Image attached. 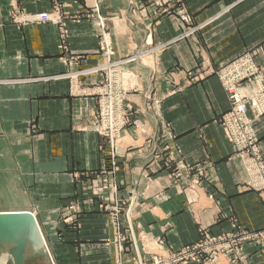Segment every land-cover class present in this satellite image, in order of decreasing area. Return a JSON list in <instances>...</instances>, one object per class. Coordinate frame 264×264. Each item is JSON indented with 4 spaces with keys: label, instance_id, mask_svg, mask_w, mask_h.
<instances>
[{
    "label": "crops",
    "instance_id": "0c3cea01",
    "mask_svg": "<svg viewBox=\"0 0 264 264\" xmlns=\"http://www.w3.org/2000/svg\"><path fill=\"white\" fill-rule=\"evenodd\" d=\"M131 1L0 0V213L34 214L47 246L28 243L17 259V243L0 239V264H115L106 213L92 207L81 229H66L58 215L86 194L92 183L85 176L101 173L102 149H108L95 130L98 98L92 87L101 76L90 73L106 59L93 23L81 12L96 4L108 20L117 59L145 52L125 70L129 87H135L128 99L140 114L119 145L112 178L121 196H138L139 250L148 254L159 239L162 251L178 249L196 242L203 228L220 235L233 222L251 231L264 226V202L244 185L240 159L217 123L229 99L216 76L193 82L190 75L252 50L264 65V0H184L191 25L201 28L183 40L177 37L187 26L179 18L158 19L149 0ZM58 6L54 22L22 24L14 17ZM79 71L86 75L75 77ZM149 91L162 100L160 119L146 111ZM159 120L171 126L184 164H212L209 190L217 193L215 202L203 193L189 205L173 176L146 172L166 152L158 143ZM256 129L264 156V116ZM88 192L87 202L98 208L97 196ZM243 257V264H264V252L257 249H244Z\"/></svg>",
    "mask_w": 264,
    "mask_h": 264
},
{
    "label": "rangeland",
    "instance_id": "374dc122",
    "mask_svg": "<svg viewBox=\"0 0 264 264\" xmlns=\"http://www.w3.org/2000/svg\"><path fill=\"white\" fill-rule=\"evenodd\" d=\"M129 1L132 3L131 0ZM149 2L154 8L156 18L172 14L187 26L177 40L193 36L200 30V26L191 25L192 17L184 7V0H149ZM54 10L41 14L17 12L14 17L15 20L27 17L30 22H35L34 19L40 16L45 21L54 22L53 17H56L57 12L61 13V8L58 6ZM81 12L93 23L92 26L100 42V55L106 59L102 66L96 67L90 73L101 76L92 87L94 95L98 98L95 130L106 140L108 149L101 148L104 163L101 173L97 176L84 175L85 183L88 182L87 180H90V184L92 183L91 186H87V190L97 196L98 208L96 204L87 202L90 192H85L83 197L73 200L63 210L58 211L60 221L64 223L65 228L81 229V220L89 213V210L92 211V207L106 213L108 226L113 229L115 264H243L245 263L244 249L250 247L264 252V226L259 230L251 231L236 222L231 225V231L220 235L211 233L210 227L203 228L196 242L178 249L162 251L164 240L159 239L148 254L139 250L140 237L137 236L134 225L136 208L139 205L138 196L135 192L127 197L121 196L123 191L120 190V186L112 182V178L118 170L119 145L124 134L137 127V117L140 114V109H137L128 99L129 92L135 90V87H129L126 68L137 64L145 52L141 51L137 55L117 59L108 20L100 14L98 4L93 8L84 7ZM63 13L66 17L62 27L66 28L68 15L65 11ZM62 35L65 37L66 32H62ZM257 57V50L247 51L229 62L221 63L217 68L206 69L201 66L190 75H193L191 77L193 82L196 79L204 80L214 75L221 83L230 105L217 123L232 147L234 156L240 159L242 171L246 175L244 185L259 193L264 202V156L261 150V138L256 129V122L264 116V65L257 62ZM74 58L78 57L73 56ZM84 74L85 71H79L75 77ZM169 76L166 75V78L168 79ZM235 94L245 105L243 112L238 110ZM145 99L147 113L150 112L155 118L160 119L162 100L156 99L153 91H149ZM159 122L161 132L158 143L165 146L166 152L157 154L148 165L146 172L149 175L165 172L173 176L172 184L185 195L189 205L203 199L201 195L203 193L206 194L208 202H215L217 193L209 190L212 164H184L171 126L165 120H159ZM249 130L253 136L249 134ZM240 133H243V136L239 135L237 138ZM243 141L246 145L242 143Z\"/></svg>",
    "mask_w": 264,
    "mask_h": 264
},
{
    "label": "water",
    "instance_id": "95a60500",
    "mask_svg": "<svg viewBox=\"0 0 264 264\" xmlns=\"http://www.w3.org/2000/svg\"><path fill=\"white\" fill-rule=\"evenodd\" d=\"M0 239L17 243V259L23 258L28 243L47 247L37 219L30 212L0 213Z\"/></svg>",
    "mask_w": 264,
    "mask_h": 264
},
{
    "label": "built area",
    "instance_id": "2783aa9c",
    "mask_svg": "<svg viewBox=\"0 0 264 264\" xmlns=\"http://www.w3.org/2000/svg\"><path fill=\"white\" fill-rule=\"evenodd\" d=\"M30 17V16H29ZM35 20V22H30L29 20H27V17H25V19H23V18H21L20 20H19V22H21L22 24H27V23H40V22H43V21H45V19H42V18H40V16H37V18H35L34 19ZM235 96H236V102H237V104H238V110H239V112H243V110L245 109V105L244 104H242V102L239 100V98H238V96L235 94ZM246 134V133H245ZM249 134L251 135V136H253L252 135V132L249 130ZM239 135L240 136H243V133H240V134H238L237 135V138L239 137ZM244 145H246L245 143H244V141L242 142Z\"/></svg>",
    "mask_w": 264,
    "mask_h": 264
}]
</instances>
